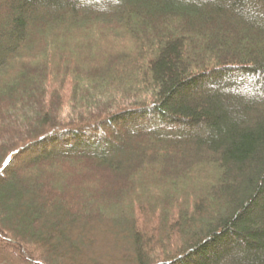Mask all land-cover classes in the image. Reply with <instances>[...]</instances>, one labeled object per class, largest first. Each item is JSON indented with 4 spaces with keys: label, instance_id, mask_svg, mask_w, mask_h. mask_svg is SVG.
Segmentation results:
<instances>
[{
    "label": "trees",
    "instance_id": "1",
    "mask_svg": "<svg viewBox=\"0 0 264 264\" xmlns=\"http://www.w3.org/2000/svg\"><path fill=\"white\" fill-rule=\"evenodd\" d=\"M219 1L0 0L5 264L111 227L132 264H264V0Z\"/></svg>",
    "mask_w": 264,
    "mask_h": 264
},
{
    "label": "rangeland",
    "instance_id": "2",
    "mask_svg": "<svg viewBox=\"0 0 264 264\" xmlns=\"http://www.w3.org/2000/svg\"><path fill=\"white\" fill-rule=\"evenodd\" d=\"M86 1V0H85ZM216 2L220 3L219 0H215ZM222 3V2H221ZM220 3V4H221ZM255 3V0H249L246 2V4L248 6H251L252 4ZM40 12L46 11L44 10V8L38 9ZM2 27L7 28V29H11L13 31V29L11 28L10 24L7 23L5 21V19L2 20ZM31 28H29V32ZM14 32V31H13ZM17 44L16 40H12L8 43L9 47H13L14 45ZM3 57L2 55H0V61H2ZM205 91H210V90H214V88L212 87H204ZM261 87L258 88H246L245 91L248 92H254L257 94H261L262 96H264L263 92L260 91ZM229 102V101H228ZM230 104V102H229ZM156 123V121H155ZM170 134H176V136H179L182 134V130L181 132H179L180 130L178 129V131L175 130H171V129H167ZM186 131V130H185ZM185 133V132H184ZM189 133V132H187ZM204 131L202 132V129L199 132H190L189 134L194 137V136H200V135H204ZM138 139H141L144 137V135H138L136 136ZM132 148L129 149L127 148L124 152L129 154V152H131ZM34 153L32 152L30 156H33ZM112 230H105L104 232H102V234H104V236H102L100 234V232H84V240L79 239L80 237L77 236V238H75L76 241V250L74 255H71V259L74 261H77L78 264L79 262H82V264H132L131 261V249L129 247V245H127V242L125 240L124 234L119 235L115 229V227H111ZM56 229V227L54 228ZM70 232V231H69ZM113 232V233H112ZM82 233V232H79ZM111 233V234H110ZM126 233V232H125ZM99 234V235H97ZM62 241H69V243L71 244L72 242H70V238H63L62 240H59L58 245L53 246V251H57L59 250V247L63 244L61 243ZM56 242V243H57ZM16 252L14 251V255ZM19 256V254L16 255V257ZM15 257V256H14ZM20 257V256H19ZM26 257V256H23ZM0 264H5L1 259H0Z\"/></svg>",
    "mask_w": 264,
    "mask_h": 264
}]
</instances>
